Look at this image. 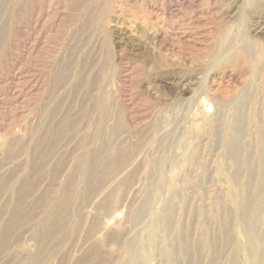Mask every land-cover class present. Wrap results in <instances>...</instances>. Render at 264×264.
Here are the masks:
<instances>
[{
  "label": "rangeland",
  "instance_id": "rangeland-1",
  "mask_svg": "<svg viewBox=\"0 0 264 264\" xmlns=\"http://www.w3.org/2000/svg\"><path fill=\"white\" fill-rule=\"evenodd\" d=\"M29 3L23 16L30 31L20 39L17 54L34 50L21 65L18 55L12 56L13 73L23 77L2 88L7 105H0V123L7 119L11 127L0 138V229L21 182L31 190L23 208H34L11 233L0 264H27L29 238L38 237L47 214L63 202L65 189L74 200L63 233L51 239L54 257L48 264L61 258L74 264L92 246L98 247L96 256L86 264H127L131 239L139 244L136 264H189L186 252L193 264H245L231 200L237 189L228 180L235 166L225 152L229 120L242 102V161L251 175L245 172L241 182L251 193L264 174V61L257 56V48L264 46V0ZM106 102L103 119L99 106ZM47 118H53L52 126L61 122L63 131L50 136L43 165L35 173L37 157L30 155ZM117 120L121 129L112 135ZM101 127L108 151L120 150L124 166L132 162L136 169L132 166L119 204L109 207L113 220L102 217L101 232L84 237L82 250L71 261L69 252L79 238L70 233L73 213H87L84 190L77 183ZM186 176L192 183L180 184L183 197L171 208L168 243L155 231L156 216L173 192L171 184ZM144 202L147 214L133 223V213ZM109 227L115 228V236L102 247ZM256 239L264 250V220L257 223Z\"/></svg>",
  "mask_w": 264,
  "mask_h": 264
},
{
  "label": "bare ground",
  "instance_id": "bare-ground-1",
  "mask_svg": "<svg viewBox=\"0 0 264 264\" xmlns=\"http://www.w3.org/2000/svg\"><path fill=\"white\" fill-rule=\"evenodd\" d=\"M27 4H28V0H0V105L1 106L7 105V103H5L6 101H4V98H3L4 97V93L2 91L3 86H6V85L10 86L14 84L16 80H20L23 77L22 74L16 75L15 73H13L14 69H13L11 61H13L12 56L18 55L17 51H18V48L20 47L19 46L20 39H22L25 33L30 31V26L28 22H26L27 19L23 16L26 10ZM30 4H31V0H30L29 5ZM33 50H34L33 48L31 49L30 47H28L26 50L22 51L20 55L17 56L19 58V65H21L24 62H27L26 60H29V57L31 53L33 52ZM257 54H258L257 55L258 59L261 62L264 61V46H259L257 48ZM62 76L63 75H61V77ZM61 77L59 78V75H58L57 82H60V80L62 79ZM7 88H4V89H7ZM25 94L27 95L29 93L27 92ZM27 96H32V95L30 94ZM241 106H242V102H238V108L233 113V115H231V118L229 120V128H230L229 144L227 146L225 154L229 157L231 163L235 166L234 167L235 172L231 176H229L228 180L231 182L232 184L231 186L237 189L236 193L232 194L231 200L233 204L235 205L234 207L238 214L236 232L238 236L241 237V241L239 243V249L246 257L245 264H263L264 250H260L259 242H257L256 235H257V223L264 220V195H262L264 191V174L261 177V179L257 182L256 187L251 193L249 192V189L246 190L247 189L246 185L241 182L242 175L245 172H247L248 175L249 174L251 175V171H248L246 163L242 161L243 149L241 146L240 138L243 133L244 119L241 114ZM99 109H100V116L104 119L108 112L107 102L102 103L99 106ZM51 113H53L54 115L55 110H53ZM51 120H53V118H51ZM51 120L50 119L48 120V118L46 119V121L43 124L42 131L39 137L35 139V142L32 148V153L30 155V158H32L34 155L35 157H37V159H35V162L32 163L33 165L32 169H35V173L38 172V170L43 165V160L45 159L44 158V148L48 144L51 143L50 136L52 134L55 136H59L63 131V126H61V122H59L55 126H52ZM254 120H256V113L253 111L252 116H251V121L254 122ZM6 121L7 119H3L2 122L0 123V138L2 139H4L6 136L10 134L11 126ZM119 123L120 122H118L117 120V122L114 124L115 127L112 132V135H115L121 129ZM48 125H51V126L47 127ZM103 137H104L103 129L101 127L99 128L98 133H97L98 139L96 141L97 143H96L95 148L88 153L87 158H85V160L83 161L84 162L83 176H82L83 178L80 176L82 180L77 183V185L81 186L84 190V198L86 199L87 213H85L84 216H81L82 214H80L78 211L73 213L74 220L72 219L73 224L70 226V233H74L79 238L76 241L75 245L73 246V250L69 252L68 258H70L71 261H73L75 257H77L76 254L82 250V247L86 241V240L85 241L83 240L84 237L93 236L94 233L96 232L99 233V231L101 232V228L103 226V223L101 224L102 217L109 218V221L113 220V217L109 215V207L116 208V206L119 204L121 190L125 188L126 184L129 182V180L131 181V178H132V173H131L132 172L131 169L133 166L132 162L124 166V162L126 160L124 161V159L121 157L120 150H116L115 153H113L112 151H108L109 145L105 143V141L103 140ZM9 144L10 146H8L6 150H7V154L11 156L12 151L10 152V148L12 147V144L11 142H9ZM88 145L89 146L92 145V142H90ZM188 163L191 164L192 161L190 160ZM189 167H191V165ZM125 170H129V171L125 172ZM255 175L256 174L253 175L254 178H255ZM183 183H187L188 185L189 184L191 185L192 180H190L189 182L186 176V178L181 179L180 177V179L173 182L170 186L173 192L170 194L169 198L163 204V207L161 211H159L158 216H156L157 220L155 221L156 224L154 226L155 231L163 233L165 236L164 237L165 242L167 241L168 243H169V237H170L169 226H170L171 217L173 216V215L171 216V211L173 210V209L171 210V208H174L172 207L174 203L175 204L180 203L182 200L183 196L181 192L179 191L180 190L179 187H180V184L183 185ZM66 190L68 189H65V191ZM30 191H31L30 186L26 184L25 182H21L20 186L18 187L16 191L17 199L15 203L13 202L14 206L12 205L13 207L11 211H9L10 213L8 212L9 218L7 219L6 222L3 221L5 222V224L3 228L0 229V255L2 254L1 251L6 249V247L8 246V241L10 239V236L13 230L18 225H20V222L23 220V218L27 219L29 217L28 214H31L33 211L34 205L32 208H29V209H27L26 207V210L23 208L25 202L29 199L28 196L30 195ZM65 191L62 193L64 195L63 202L57 208L55 207L53 210H51L47 214V220L45 219L46 223L45 222L43 223L44 225L42 226L38 237L35 238V235L34 236L32 235L33 237L31 236L32 238H29V240L31 241L29 245L31 251L30 249H28L29 253L27 254L28 255L27 264H48L50 261H52L54 257V253L52 251L54 246L51 247V239L53 238L54 235L63 233V225H64L63 223L67 219V216H69L68 215L69 214L68 205L72 199V196L69 193V191H66V192ZM243 191H247L246 194H242ZM216 202H215V207L217 208ZM147 211H148V202H144L133 213L132 215L133 223H136L138 219H141L144 215H146ZM83 224H84V227L86 226L85 229H83ZM41 225H42V222H41ZM66 227H68V225ZM114 227H111V228L109 227L110 230L107 228L109 232H107V234H104L103 238H101L100 240L101 246L103 243H107L109 242V240H111V238L115 234ZM115 238H117V235ZM138 245L132 239L126 243V255H127L126 262H128L127 264L137 263V260L139 258L138 256H135V254H136V251H139V249L136 250ZM166 246L167 245H165V247ZM97 249L98 247L96 248V246H92L85 252L83 251L84 255L79 259L78 258L75 259L73 261L74 264H86L87 262H92L95 259ZM126 255L124 259H126ZM170 256H168L169 260H171ZM185 257L187 258L189 264H193V256L191 254L186 252ZM21 261L18 264H20ZM63 261H64V258H61L57 262V264H64ZM9 263H4V264H9Z\"/></svg>",
  "mask_w": 264,
  "mask_h": 264
}]
</instances>
